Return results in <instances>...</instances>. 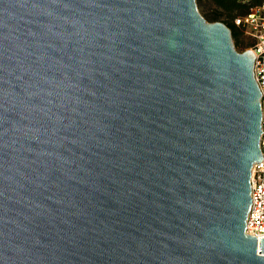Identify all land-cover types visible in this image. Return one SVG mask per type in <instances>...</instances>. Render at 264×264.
Returning <instances> with one entry per match:
<instances>
[{
    "label": "water",
    "instance_id": "water-1",
    "mask_svg": "<svg viewBox=\"0 0 264 264\" xmlns=\"http://www.w3.org/2000/svg\"><path fill=\"white\" fill-rule=\"evenodd\" d=\"M254 58L195 0H0V264H264Z\"/></svg>",
    "mask_w": 264,
    "mask_h": 264
},
{
    "label": "built area",
    "instance_id": "built-area-1",
    "mask_svg": "<svg viewBox=\"0 0 264 264\" xmlns=\"http://www.w3.org/2000/svg\"><path fill=\"white\" fill-rule=\"evenodd\" d=\"M241 35L252 39L245 48L254 53L253 75L260 91V137L261 161L251 169L250 209L246 216L245 234L258 238L264 237V3L257 4L250 12L235 16L232 20Z\"/></svg>",
    "mask_w": 264,
    "mask_h": 264
},
{
    "label": "rangeland",
    "instance_id": "rangeland-1",
    "mask_svg": "<svg viewBox=\"0 0 264 264\" xmlns=\"http://www.w3.org/2000/svg\"><path fill=\"white\" fill-rule=\"evenodd\" d=\"M196 1V7L198 8L200 14L203 16V18L211 23V22H229L230 18H228L227 15H221L218 18L216 15L220 13V10L218 7H216L213 0H195ZM239 2L245 3L249 6V9L254 7L253 4H250V0H239ZM237 14V13H234ZM234 45L236 47V51L241 53L245 50L246 47H248L252 43V39L250 37H247L245 35L239 34L238 37H234Z\"/></svg>",
    "mask_w": 264,
    "mask_h": 264
},
{
    "label": "trees",
    "instance_id": "trees-1",
    "mask_svg": "<svg viewBox=\"0 0 264 264\" xmlns=\"http://www.w3.org/2000/svg\"><path fill=\"white\" fill-rule=\"evenodd\" d=\"M216 7L219 8L220 13L216 15L218 18L221 15H227L228 18H230L229 22H224L227 24V26L231 30V36L233 37H238L239 34H241L238 29L234 26L232 20L235 16L241 15V14H246L250 12V10L253 8L249 9V6L246 5L245 3L239 2V0H213ZM250 4H253L254 7L257 6V4L264 3V0H250ZM237 13V14H234Z\"/></svg>",
    "mask_w": 264,
    "mask_h": 264
},
{
    "label": "flooded vegetation",
    "instance_id": "flooded-vegetation-1",
    "mask_svg": "<svg viewBox=\"0 0 264 264\" xmlns=\"http://www.w3.org/2000/svg\"><path fill=\"white\" fill-rule=\"evenodd\" d=\"M234 48L236 49L235 45H234Z\"/></svg>",
    "mask_w": 264,
    "mask_h": 264
}]
</instances>
